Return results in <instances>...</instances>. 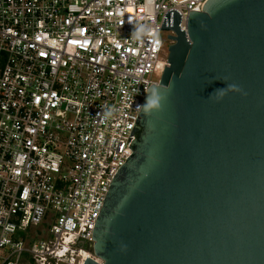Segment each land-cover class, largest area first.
<instances>
[{
    "label": "built area",
    "instance_id": "1",
    "mask_svg": "<svg viewBox=\"0 0 264 264\" xmlns=\"http://www.w3.org/2000/svg\"><path fill=\"white\" fill-rule=\"evenodd\" d=\"M207 1L0 0V264L102 263L93 232L166 65L162 27Z\"/></svg>",
    "mask_w": 264,
    "mask_h": 264
},
{
    "label": "water",
    "instance_id": "2",
    "mask_svg": "<svg viewBox=\"0 0 264 264\" xmlns=\"http://www.w3.org/2000/svg\"><path fill=\"white\" fill-rule=\"evenodd\" d=\"M172 21L93 253L101 264H264V0H208L185 30Z\"/></svg>",
    "mask_w": 264,
    "mask_h": 264
},
{
    "label": "rangeland",
    "instance_id": "3",
    "mask_svg": "<svg viewBox=\"0 0 264 264\" xmlns=\"http://www.w3.org/2000/svg\"><path fill=\"white\" fill-rule=\"evenodd\" d=\"M167 36V33H162L161 34V38H164V37H166Z\"/></svg>",
    "mask_w": 264,
    "mask_h": 264
}]
</instances>
